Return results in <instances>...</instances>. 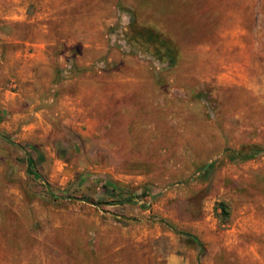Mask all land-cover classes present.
Instances as JSON below:
<instances>
[{"label": "rangeland", "instance_id": "obj_1", "mask_svg": "<svg viewBox=\"0 0 264 264\" xmlns=\"http://www.w3.org/2000/svg\"><path fill=\"white\" fill-rule=\"evenodd\" d=\"M0 264H264V0H0Z\"/></svg>", "mask_w": 264, "mask_h": 264}, {"label": "trees", "instance_id": "obj_2", "mask_svg": "<svg viewBox=\"0 0 264 264\" xmlns=\"http://www.w3.org/2000/svg\"><path fill=\"white\" fill-rule=\"evenodd\" d=\"M28 163L31 164L32 163V159L28 158Z\"/></svg>", "mask_w": 264, "mask_h": 264}]
</instances>
